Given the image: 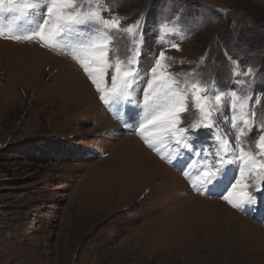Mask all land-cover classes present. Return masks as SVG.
Returning <instances> with one entry per match:
<instances>
[{
  "label": "rangeland",
  "instance_id": "1",
  "mask_svg": "<svg viewBox=\"0 0 264 264\" xmlns=\"http://www.w3.org/2000/svg\"><path fill=\"white\" fill-rule=\"evenodd\" d=\"M172 5L108 0L102 15L121 17L122 27L140 20L143 33L140 13L164 14L145 24L141 67L164 51L177 62L170 72L187 73L205 57L199 76L222 90L231 63L225 53L241 72L251 67L244 92L253 96L256 123L242 140L257 151L264 134V0H190L175 16L167 13ZM178 14L186 19L180 25L186 38H172L179 51L157 39L160 24ZM14 15L0 11V25ZM30 16L18 27H30ZM145 86L137 84V91ZM182 119L186 126L196 113ZM220 127L230 131L222 118ZM137 129L127 107L109 109L100 101L70 50L0 37V264H264V199L234 209L223 189L195 190L184 175L192 172L195 181L194 170H181L195 157L182 149L184 157L167 163ZM210 131L193 133L194 147L211 145ZM230 168L238 178L236 166ZM143 171L151 176L141 179ZM248 183L259 198L255 179Z\"/></svg>",
  "mask_w": 264,
  "mask_h": 264
},
{
  "label": "snow or ice",
  "instance_id": "2",
  "mask_svg": "<svg viewBox=\"0 0 264 264\" xmlns=\"http://www.w3.org/2000/svg\"><path fill=\"white\" fill-rule=\"evenodd\" d=\"M107 3L108 0H0V11L15 14L6 26L0 25V37L38 40L42 46L70 50L88 74L100 101L109 109L127 107L130 119L138 123V134L161 159L171 164L176 157L185 156L182 149L195 157L181 167L182 171L184 166L194 170L195 181L191 180L192 172L184 171V175L195 190L223 189L227 194L222 199L234 209L257 205L258 199H264V134L255 143L257 151L245 148L242 140L256 123L255 108L249 107L253 96L244 92V77H254L253 69L241 72L238 60L225 53L231 63L229 86L222 90L215 80L209 83L199 76L205 57L187 73L170 72L168 69L177 62L164 51L154 57L150 67H141V21L122 27L121 17L105 19L102 13L108 10ZM29 13L30 27L19 28L17 22ZM177 36L186 38L179 21L165 19L159 26L158 41L179 51L172 39ZM109 70L110 86L106 82ZM142 82L146 86L138 92L136 86ZM260 102L255 98L256 105ZM191 111L196 113V119L182 126V114ZM221 118L230 125L229 132L221 130ZM259 128L264 129V123ZM200 129L211 130L213 142L207 148H196L192 143L193 133ZM232 165L239 172L238 178L230 175ZM252 179L256 181L255 192L261 193L259 198L249 190L253 185L248 181Z\"/></svg>",
  "mask_w": 264,
  "mask_h": 264
},
{
  "label": "trees",
  "instance_id": "3",
  "mask_svg": "<svg viewBox=\"0 0 264 264\" xmlns=\"http://www.w3.org/2000/svg\"><path fill=\"white\" fill-rule=\"evenodd\" d=\"M150 1H152V5H156V3L158 2V1H160V0H150ZM172 1V3H174V5H172V8H170L169 10L172 12H170L169 10H168V12L167 13H169V14H171V16H175V14L178 12V11H181V13L183 14V11L182 10H180V8H181V5H182V7L185 5V4H187L188 2H190V0H171ZM148 2H149V0H148ZM202 4V3H201ZM198 5H200V3H198V4H196V6H198ZM166 7V6H165ZM185 10V9H184ZM190 10L189 9H186V12H189ZM165 12V11H164ZM141 15L140 16H142V18H144V24H143V40L145 39V37H146V34H147V31H146V26H145V24L147 25V24H149V25H151L152 26V23L154 22V21H156L157 22V20H158V18H163V13H152V14H150V16H147V15H144V14H142V13H140ZM182 14H178L175 18L179 21V23H180V25H185L186 24V19H185V16H181ZM147 16V17H146ZM230 18V15H228V22H229V24H230V22H232V20L231 19H229ZM183 28V27H182ZM152 53V49H151V47L150 48H148L147 49V55H150ZM218 53V52H217Z\"/></svg>",
  "mask_w": 264,
  "mask_h": 264
},
{
  "label": "bare ground",
  "instance_id": "4",
  "mask_svg": "<svg viewBox=\"0 0 264 264\" xmlns=\"http://www.w3.org/2000/svg\"><path fill=\"white\" fill-rule=\"evenodd\" d=\"M122 129L124 130V128H122ZM122 129L119 128L118 130H115V131L118 133V134H115V135H116V136L119 135V134H120L119 132H122ZM118 131H119V132H118ZM124 139H125L124 141H126L127 136L124 137ZM129 141H130V140H129ZM129 141H128V142H129ZM130 143H131V142H130ZM137 145H138V144H137ZM137 161H138V160H137ZM137 161H136V162H137ZM143 162H144V161H143ZM139 163H140V162H139ZM124 164H125V163H124ZM137 164H138V162H137ZM144 164H145V163H144ZM124 166H125V165H124ZM169 172H170V174H173L174 176H176L175 173H173V172H171V171H169ZM142 173H143V174L138 173V174H139V177H140L141 179L149 178V177L151 176L150 172H148V171H143ZM173 178H174V177H173ZM175 178H176V177H175ZM175 178H174V179H175ZM152 188H154V187H152ZM193 203L195 204V203H197V202L194 201ZM211 203H213V202H211ZM133 230H134V229H133ZM123 256H124V255H123Z\"/></svg>",
  "mask_w": 264,
  "mask_h": 264
}]
</instances>
